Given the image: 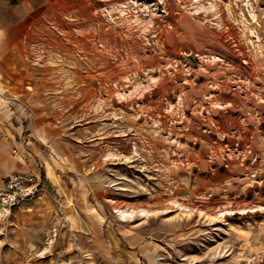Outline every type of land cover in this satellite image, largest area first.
Wrapping results in <instances>:
<instances>
[{
	"label": "rangeland",
	"instance_id": "rangeland-1",
	"mask_svg": "<svg viewBox=\"0 0 264 264\" xmlns=\"http://www.w3.org/2000/svg\"><path fill=\"white\" fill-rule=\"evenodd\" d=\"M32 1L10 50L42 191L0 206V264H264V0Z\"/></svg>",
	"mask_w": 264,
	"mask_h": 264
},
{
	"label": "crops",
	"instance_id": "crops-1",
	"mask_svg": "<svg viewBox=\"0 0 264 264\" xmlns=\"http://www.w3.org/2000/svg\"><path fill=\"white\" fill-rule=\"evenodd\" d=\"M32 2V0L22 2V11L19 14L20 20L18 23L0 24V124L10 137L0 140V185L4 182L5 177L15 170L30 168L35 172H39L42 176L35 158L23 162L20 157L12 154L14 146L22 148L20 138L23 133L26 134L24 136H28L31 143L33 142L31 135L35 134V128L32 125L34 120L31 122L27 120L31 113L26 111V108L30 105L28 100L23 97L22 86L19 84L21 80L18 71L20 69V58L10 50L12 44L20 42V35L15 34L18 25L31 21L36 13ZM207 90L206 88L204 93L198 90L197 97L190 94L189 100L186 99L184 103L189 102V105L192 106L194 101L197 104L196 111L202 108V111L206 113L213 112V106H219L220 94L216 95L217 93H214V96L209 97ZM253 106L251 114L254 117L256 116L258 123H260L264 104L262 105L260 98H257L256 104L254 103Z\"/></svg>",
	"mask_w": 264,
	"mask_h": 264
},
{
	"label": "built area",
	"instance_id": "built-area-1",
	"mask_svg": "<svg viewBox=\"0 0 264 264\" xmlns=\"http://www.w3.org/2000/svg\"><path fill=\"white\" fill-rule=\"evenodd\" d=\"M3 138L10 137L0 124V140ZM20 142L22 148L14 146L12 154L20 157L23 162H28L31 158H35L29 146L30 139L28 136H22ZM41 191L42 180L39 172H35L30 168L12 171L0 185V206L9 209L19 207L39 197Z\"/></svg>",
	"mask_w": 264,
	"mask_h": 264
},
{
	"label": "trees",
	"instance_id": "trees-1",
	"mask_svg": "<svg viewBox=\"0 0 264 264\" xmlns=\"http://www.w3.org/2000/svg\"><path fill=\"white\" fill-rule=\"evenodd\" d=\"M42 175H43V172H42ZM43 177V176H42Z\"/></svg>",
	"mask_w": 264,
	"mask_h": 264
},
{
	"label": "bare ground",
	"instance_id": "bare-ground-1",
	"mask_svg": "<svg viewBox=\"0 0 264 264\" xmlns=\"http://www.w3.org/2000/svg\"><path fill=\"white\" fill-rule=\"evenodd\" d=\"M124 214V213H123ZM124 216V215H123Z\"/></svg>",
	"mask_w": 264,
	"mask_h": 264
}]
</instances>
